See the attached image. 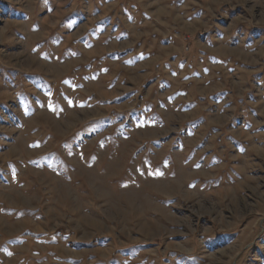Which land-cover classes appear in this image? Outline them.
<instances>
[{
  "label": "rangeland",
  "instance_id": "374dc122",
  "mask_svg": "<svg viewBox=\"0 0 264 264\" xmlns=\"http://www.w3.org/2000/svg\"><path fill=\"white\" fill-rule=\"evenodd\" d=\"M0 264H264V0H0Z\"/></svg>",
  "mask_w": 264,
  "mask_h": 264
},
{
  "label": "crops",
  "instance_id": "0c3cea01",
  "mask_svg": "<svg viewBox=\"0 0 264 264\" xmlns=\"http://www.w3.org/2000/svg\"><path fill=\"white\" fill-rule=\"evenodd\" d=\"M52 39V38H51ZM43 41V40H42ZM47 43V42H46ZM53 44H54V37H53ZM35 49H38V47H35ZM38 52V56H40V57H44V52H41V51H37ZM46 58V57H45ZM31 74H35V75H38V76H40V74H38V73H31ZM50 87H51V90L52 91H54V81H52L51 83H50Z\"/></svg>",
  "mask_w": 264,
  "mask_h": 264
}]
</instances>
